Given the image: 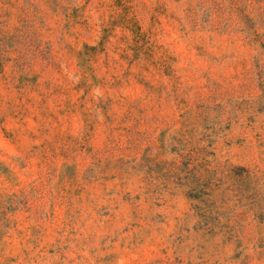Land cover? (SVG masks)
I'll list each match as a JSON object with an SVG mask.
<instances>
[{
    "label": "rangeland",
    "instance_id": "rangeland-1",
    "mask_svg": "<svg viewBox=\"0 0 264 264\" xmlns=\"http://www.w3.org/2000/svg\"><path fill=\"white\" fill-rule=\"evenodd\" d=\"M0 264H264V0H0Z\"/></svg>",
    "mask_w": 264,
    "mask_h": 264
}]
</instances>
